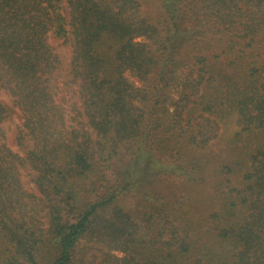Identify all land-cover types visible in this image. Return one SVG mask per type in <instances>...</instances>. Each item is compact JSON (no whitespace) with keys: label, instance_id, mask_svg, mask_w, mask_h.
Segmentation results:
<instances>
[{"label":"trees","instance_id":"trees-1","mask_svg":"<svg viewBox=\"0 0 264 264\" xmlns=\"http://www.w3.org/2000/svg\"><path fill=\"white\" fill-rule=\"evenodd\" d=\"M245 82L264 0H0V264H264V103L205 151Z\"/></svg>","mask_w":264,"mask_h":264},{"label":"rangeland","instance_id":"rangeland-1","mask_svg":"<svg viewBox=\"0 0 264 264\" xmlns=\"http://www.w3.org/2000/svg\"><path fill=\"white\" fill-rule=\"evenodd\" d=\"M66 12H69L68 7H65ZM53 40L56 44L61 43V39H58L55 36H52ZM60 49L63 53V55L69 59L71 52L69 47L65 45H60ZM228 76V70H225L221 74V83L226 84V78ZM224 77V78H223ZM223 81V82H222ZM63 90L58 95L62 102H64L67 106L70 105V103L73 100H77L78 97L74 96L71 92L68 91V89H65L63 84L61 85ZM246 87H249V91H242L240 96L235 99L234 103L237 102L238 109L234 110L231 108V98L227 95L220 98V102L218 104V111H220L219 117H216L215 115H212L211 118H216L219 121V132L217 135L212 136L210 141L207 143V147L205 149L206 152H212L216 155H218L220 158L227 157L230 153L236 150L237 144H243V141L246 139L247 131L241 136L238 137V133L245 128V130L249 129L251 126L258 125L255 121H248L247 124L244 123L243 118L244 113H246V109L250 111H257L258 106H262L264 103V96L258 95L255 93L253 95L252 93V87L253 85L249 86L248 82H245L242 84V90H245ZM237 93V92H236ZM236 93L231 94L233 97ZM178 94H175V97ZM230 95V94H229ZM0 97L5 101V103L9 107V113L8 118L5 120V125L8 128L11 127L10 133H9V144L14 147L15 149L19 150L20 147L16 141V134L18 131V126L22 124L23 117H22V111L13 105L10 96L0 89ZM229 99V100H228ZM172 100L169 99L167 101V106H172V110L174 109V104L171 102ZM225 101H228L227 104ZM198 115V114H197ZM31 176L27 175L25 176V180H29ZM31 182L30 184H32ZM209 188H206L203 195L205 196L209 194L208 192Z\"/></svg>","mask_w":264,"mask_h":264}]
</instances>
